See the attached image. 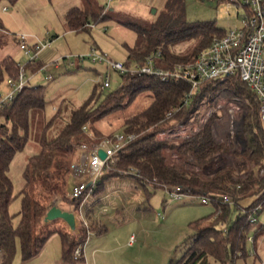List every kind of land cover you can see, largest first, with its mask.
Returning a JSON list of instances; mask_svg holds the SVG:
<instances>
[{"label": "trees", "instance_id": "16d2710c", "mask_svg": "<svg viewBox=\"0 0 264 264\" xmlns=\"http://www.w3.org/2000/svg\"><path fill=\"white\" fill-rule=\"evenodd\" d=\"M6 2L14 4L17 0H0V6ZM166 12L163 11L150 26L124 22L125 26L137 34L133 45H125L127 65L143 63L150 53L157 50L162 53L158 64L164 68L174 67L177 63L193 62L201 51L210 46L215 36H222L226 31L215 21H174ZM110 19L104 5H97L96 0H83L81 6L68 9L65 22L68 30L90 32L92 25ZM6 31L0 16V33ZM189 39H196L192 49L185 53L179 52L176 47ZM43 65L41 60L29 62L27 69L34 73ZM18 73L19 62L10 55L3 58L0 61V86L6 77H16ZM122 77L119 89L109 93L104 100L100 99L101 89L98 91L99 85H96L91 95L78 107L65 110L66 106L61 105L41 126L40 151L29 157L23 173L25 183L19 192L21 207L17 224L14 220L16 215L10 212V205L16 197L9 175L10 166L16 153L27 144L32 114L35 110L45 109L46 86L24 88L10 105L0 110V264H13L18 246L23 260L32 258L43 249L53 234L61 238L65 261L84 259V256L75 259L73 253L77 246L86 243L87 229L82 227L75 234L64 222L61 224L53 220L45 223V215L56 195L65 201L70 200L74 205L83 201V198L77 200L68 197L70 166L79 144L104 138L94 123L118 108H124L144 91L153 93L151 103L144 110L126 118L122 126L124 131L134 132L138 136L120 155L117 165L100 177L94 193L102 192L106 181L112 177L129 176L145 188L148 185L183 186L189 190L190 195L213 198L211 203L215 207L214 211L190 223L193 233L185 251L178 260H171L169 264H209L210 258L221 264H230L238 257L247 256V237L251 232H254V245L258 237L264 236V224L250 220L256 206L264 203V177L257 178L254 171L245 179L237 177L238 173L250 167L254 169L264 165V129L256 93L235 75L224 80L206 81L190 102L182 105L183 97L190 89L186 81L165 82L153 76L138 74H124ZM224 88L234 91L248 105L242 119L245 146L242 155H238L239 164L236 167L221 168L206 180L190 171L166 164L162 153L165 145L191 154L199 165L206 164L217 151L223 149L224 144H216L211 134V120L217 114L211 117L199 133L179 146L157 141L155 135L158 131L197 115L202 101L212 105ZM178 107L179 110L168 116L171 109ZM85 126L93 130L96 139L89 136ZM52 129L54 132H51ZM131 167L136 173L120 174V170L129 171ZM221 194L232 197L233 204L219 199ZM249 198L253 200L243 205ZM234 210H239V213L233 219Z\"/></svg>", "mask_w": 264, "mask_h": 264}, {"label": "rangeland", "instance_id": "374dc122", "mask_svg": "<svg viewBox=\"0 0 264 264\" xmlns=\"http://www.w3.org/2000/svg\"><path fill=\"white\" fill-rule=\"evenodd\" d=\"M106 1L96 0V4L105 5ZM82 4L83 0H17L14 4L6 2L0 6V16L7 29L6 33H0V61L10 55L21 65L27 63L28 58L21 51L18 40L15 38L16 34L21 33L34 35L43 40L53 38L50 49L55 53L53 58L43 61L47 62V68L36 72L29 83L31 86H46V106L42 111L35 110L32 114L27 144L22 151L16 153L10 166L9 175L13 181L16 196L10 205V212L16 215L15 224L19 221L18 212L21 207L19 192L25 183L23 173L29 157L40 151L39 136L44 122L61 105L66 106L65 110L78 107L91 95L96 85H99L98 91L101 89L100 99L104 100L109 93L118 90L122 84V75L109 69L105 63L95 62L89 57L83 60L77 57L70 59L64 57L87 54L94 49L107 53L114 60L125 62L127 60L125 45H133L137 34L125 26L124 22L150 26L163 11H167L166 13L174 21H215L219 27L223 28L240 26L245 11L244 8L238 7L229 0L217 2L119 0L107 10L111 19L94 25L90 32L68 30L65 22L68 9ZM4 6L8 8L6 11L3 10ZM195 43L196 39H189L181 42L176 48L182 53L189 52ZM59 57L62 59L54 62ZM29 73L31 71L28 70ZM106 75L110 76L111 81L110 86L105 88L101 87L97 81ZM46 76H50V79H45ZM7 78L0 86V93L3 95L10 91ZM152 98L151 91H144L124 108H118L97 120L94 127L101 131L102 134L97 130L101 137L122 131L125 119L147 108ZM242 101L238 102L240 114L247 109V102ZM226 107L232 110V103L230 106L227 103L224 108L218 110L220 116L225 114ZM202 113L199 105L198 114ZM63 114L66 115V113ZM51 132H54V129ZM87 132L91 138L96 139L90 127ZM78 152L77 149L73 161L77 159ZM233 157L238 159V155ZM120 174L128 175L129 172L120 170ZM69 177L68 197L74 184L86 180L72 176L71 170ZM89 197L90 204H95L96 209L95 215L93 213L89 215L90 229L93 232L88 240L96 237V241L102 243L101 251L97 255L100 263L116 260V262L124 261L127 264H169L171 260L176 261L182 256L189 237L193 233L190 223L208 216L215 208L212 203H202L200 197L195 195L171 198L164 186L148 185L145 188L129 176H115L108 179L102 192H91ZM252 200V198L245 200L243 205H248ZM53 204L69 209L70 200L65 201L61 196L56 195L50 206ZM238 213L239 210H234L232 218H236ZM93 218L95 223L92 221ZM57 220L58 223H63V219ZM260 220L264 221V213L260 215ZM81 228L78 223L75 229L69 227L75 234L79 233ZM100 229H102L101 232H99ZM250 234L254 236V232ZM127 237H130L129 240L134 248L123 245ZM253 250L256 253H252ZM20 254V246H18L15 258ZM233 263L264 264V236L258 237L255 245L248 241L247 256L238 257L230 264ZM209 264L221 263L210 258Z\"/></svg>", "mask_w": 264, "mask_h": 264}, {"label": "built area", "instance_id": "2783aa9c", "mask_svg": "<svg viewBox=\"0 0 264 264\" xmlns=\"http://www.w3.org/2000/svg\"><path fill=\"white\" fill-rule=\"evenodd\" d=\"M116 1L119 0H107L104 5L105 10L111 9L112 4ZM229 1L245 9L242 15V24L228 28L222 36H215L210 46L201 51L193 62L177 63L174 67L164 68L158 64V61L162 59L160 50L150 53L143 63L130 65L114 60L107 53L94 49L87 54L68 55L64 58L77 57L79 60H83L85 57H89L95 62L105 63L109 69L117 71L120 75H148L165 82L186 81L189 83L190 89L185 93L182 105L188 104L206 81L224 80L238 75L258 96L259 113L264 129V0ZM7 9L6 6L3 7V10ZM16 38L28 61L24 65L19 64V73L16 77L9 76L7 78L10 91L6 95L0 93V110L10 105L24 88L31 86L29 83L36 72L28 74L27 64L40 60L42 53L50 49L53 43V38L32 40L26 33L16 34ZM61 59L60 57L56 58L54 62H59ZM71 63L75 64L74 61ZM46 68L47 63H44L39 70ZM45 79H50V76H46ZM110 81V76L106 75L97 82L101 84V87L106 88L110 86ZM234 95L244 100L234 91L224 88L219 92L212 105H208L206 101L200 103L202 114L193 115L184 122L158 131L155 135L157 141L174 143L179 146L185 140L199 133L211 117L217 114L211 120V134L216 144H224L223 149L217 151L206 164L199 165L191 154L183 153L177 147L165 145L162 148V153L166 164L176 166L180 170L190 171L204 180L213 177L221 168L236 167L239 164V157L235 159L233 156L243 153L245 141L242 134V119L248 105L243 114H240L238 102L235 103L234 111L231 114L228 113L227 107L225 114L220 116L218 113V110L224 108L227 103L229 106L231 105ZM180 107L171 109L168 116L179 110ZM84 129L87 131L88 126H85ZM137 136L134 132L122 130L92 143H81L78 146V157L72 162L70 170L72 176L86 180L72 186L70 197L77 200L83 198V201L74 205L71 211L75 214L76 223L87 229L88 238L93 231L90 229L89 216L84 206L85 200L89 193L94 192L100 177L117 165L120 155ZM101 150L104 151L105 157L100 155ZM128 172L136 173V170L131 167ZM247 175L245 172H240L237 177L245 179ZM262 177H264V165L258 168V178ZM164 188L171 198L178 199L190 195L189 190L183 186H164ZM218 197L225 203L233 204L234 202L229 195L221 194ZM200 199L202 203H211L213 198L201 196ZM262 213H264V203L256 206L250 220L254 223L264 224V221L260 220ZM247 241L254 244V236L249 234ZM85 244L76 247L73 253L75 259L78 260L84 256ZM252 253H256V251L253 250Z\"/></svg>", "mask_w": 264, "mask_h": 264}, {"label": "crops", "instance_id": "0c3cea01", "mask_svg": "<svg viewBox=\"0 0 264 264\" xmlns=\"http://www.w3.org/2000/svg\"><path fill=\"white\" fill-rule=\"evenodd\" d=\"M236 26H238V25H236ZM224 29L227 30L228 28H224ZM30 38L32 40H35V39H37V36L30 35ZM54 54L55 53L52 49H48L42 53L40 60L46 61V59L53 58ZM44 63H47V62H44ZM72 65H74V64H72ZM56 66H58V64H56ZM54 109H56V108L54 107ZM239 155H242V154L239 153ZM258 168H259V166L254 168V169L250 168L247 171H245V173L249 174L251 171H254L255 176L258 178ZM89 199H90V197L88 196L87 199L85 200L84 206H85V209H86L88 216L89 215L91 216L92 213L95 215L96 205L90 204ZM72 206H74V204L70 203L69 209H67V210H72L73 209ZM103 209L104 208H102V210ZM92 221H93V223H95L94 218L92 219ZM48 222H50V221H45V223H48ZM63 222H65V221H63ZM101 226H103V225L101 224ZM101 230L102 229H100L99 232H101ZM129 239H130V237L129 238L127 237V239L125 240L123 245H125L129 248H134V245H131V242ZM96 240H97L96 237H94L93 239L90 238L89 240H87L85 247H84V259L83 260H81L79 262L78 261L67 262L63 259V256H62L61 238L58 234H53L48 239V241L44 245L43 249L38 254H36L35 256H33L32 258H30L28 260H23L22 257H20L21 256V254H20L19 257L14 259L13 264H127L124 261L123 262L122 261L116 262V260H108L106 263H100L97 255L101 251L102 246L100 247V245H102V243H98V241H96Z\"/></svg>", "mask_w": 264, "mask_h": 264}, {"label": "water", "instance_id": "95a60500", "mask_svg": "<svg viewBox=\"0 0 264 264\" xmlns=\"http://www.w3.org/2000/svg\"><path fill=\"white\" fill-rule=\"evenodd\" d=\"M100 155L105 157L104 151H100ZM45 221H53L57 219H63L71 229L76 227L75 214L71 210L63 209L57 204H53L48 208V211L45 215Z\"/></svg>", "mask_w": 264, "mask_h": 264}, {"label": "bare ground", "instance_id": "6f19581e", "mask_svg": "<svg viewBox=\"0 0 264 264\" xmlns=\"http://www.w3.org/2000/svg\"><path fill=\"white\" fill-rule=\"evenodd\" d=\"M234 101H232V110H228V113L231 114L234 111V105L237 102H243L240 98L236 97L235 95L232 97Z\"/></svg>", "mask_w": 264, "mask_h": 264}]
</instances>
